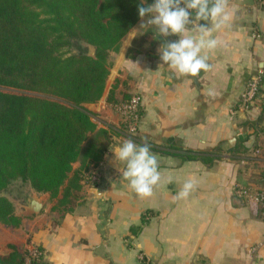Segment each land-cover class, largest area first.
I'll return each instance as SVG.
<instances>
[{"label": "crops", "instance_id": "crops-1", "mask_svg": "<svg viewBox=\"0 0 264 264\" xmlns=\"http://www.w3.org/2000/svg\"><path fill=\"white\" fill-rule=\"evenodd\" d=\"M229 8L234 17L213 31L219 44L202 51L210 68L197 77L178 76L160 60L161 45L179 36L155 37L153 26L140 27L148 17H139L109 53L102 96L84 103L96 127L109 131L110 150L77 174L74 163L53 198L13 180L17 190L3 194L20 222H0V253L11 244L21 253L41 248L45 264H264V218L234 193L238 184L264 190V0H229ZM258 73V95L241 110L240 94ZM134 92L142 116L129 135L115 105ZM128 138L149 144L157 157L161 181L149 197L133 192L115 159ZM185 150L215 158L182 159ZM189 179L194 190L174 199Z\"/></svg>", "mask_w": 264, "mask_h": 264}, {"label": "trees", "instance_id": "trees-1", "mask_svg": "<svg viewBox=\"0 0 264 264\" xmlns=\"http://www.w3.org/2000/svg\"><path fill=\"white\" fill-rule=\"evenodd\" d=\"M154 0H145V5ZM141 0H0V222L18 225L3 194L16 179L55 197L75 174L99 164L110 133L97 128L84 103L96 102L108 75V56L139 19ZM203 23V22H201ZM95 47L94 55L71 51ZM241 140L231 153L236 154ZM182 159L210 164L212 152L185 150ZM0 264H24L8 244ZM30 264H45L43 257Z\"/></svg>", "mask_w": 264, "mask_h": 264}, {"label": "clouds", "instance_id": "clouds-1", "mask_svg": "<svg viewBox=\"0 0 264 264\" xmlns=\"http://www.w3.org/2000/svg\"><path fill=\"white\" fill-rule=\"evenodd\" d=\"M144 5L145 0H141L137 6L139 17H148L140 27L145 23L153 26L155 37L179 36L175 41H165L159 48L163 64L181 77H197L208 71L209 58L202 51L215 49L219 41L213 37V31L232 21L235 9L229 8V0H154ZM113 152L116 161L125 165L122 175L133 192L142 198L151 196L161 181V173L149 144L138 145L128 138ZM195 187L194 180L185 181L174 199L187 198Z\"/></svg>", "mask_w": 264, "mask_h": 264}, {"label": "built area", "instance_id": "built-area-1", "mask_svg": "<svg viewBox=\"0 0 264 264\" xmlns=\"http://www.w3.org/2000/svg\"><path fill=\"white\" fill-rule=\"evenodd\" d=\"M258 36L257 33H255ZM261 75L260 73L250 77L240 94L238 108L241 110H249L256 99L261 87ZM116 111L120 114L124 130L129 135H134L138 130V125L142 116V96L138 92L132 93L127 98L123 99L115 105ZM234 193L239 197L248 198L252 204L259 208L262 218H264V190H252L249 186L236 185ZM255 250L252 247L250 251ZM43 257L41 248L30 245L26 252V258L24 264H30L32 258ZM210 264V263H199Z\"/></svg>", "mask_w": 264, "mask_h": 264}, {"label": "rangeland", "instance_id": "rangeland-1", "mask_svg": "<svg viewBox=\"0 0 264 264\" xmlns=\"http://www.w3.org/2000/svg\"><path fill=\"white\" fill-rule=\"evenodd\" d=\"M91 47H92V45H86V44H84V43H80V44H74L73 46H72V48H71V51H73V52H77V51H81V50H84V51H86V52H88V53H91L90 51H91ZM87 108V107H86ZM87 109H89V108H87ZM91 112H93L91 109H89ZM15 181H13L10 185H8L7 186V188L5 189V193H6V195H9V193H12L13 191H14V188H16V190H17V187H14L15 186V184H17L16 182L14 183Z\"/></svg>", "mask_w": 264, "mask_h": 264}, {"label": "water", "instance_id": "water-1", "mask_svg": "<svg viewBox=\"0 0 264 264\" xmlns=\"http://www.w3.org/2000/svg\"><path fill=\"white\" fill-rule=\"evenodd\" d=\"M91 53H88V54H90V55H94V53H95V47L94 46H92L91 47V51H90ZM39 206V204H37V207ZM38 209L39 208H37L36 210L38 211Z\"/></svg>", "mask_w": 264, "mask_h": 264}]
</instances>
